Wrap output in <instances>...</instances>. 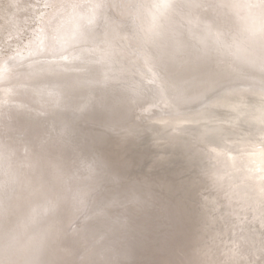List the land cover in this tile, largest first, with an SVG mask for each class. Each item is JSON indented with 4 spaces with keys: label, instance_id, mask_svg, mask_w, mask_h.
<instances>
[{
    "label": "bare ground",
    "instance_id": "6f19581e",
    "mask_svg": "<svg viewBox=\"0 0 264 264\" xmlns=\"http://www.w3.org/2000/svg\"><path fill=\"white\" fill-rule=\"evenodd\" d=\"M47 6L0 59V264H264V0Z\"/></svg>",
    "mask_w": 264,
    "mask_h": 264
},
{
    "label": "rangeland",
    "instance_id": "374dc122",
    "mask_svg": "<svg viewBox=\"0 0 264 264\" xmlns=\"http://www.w3.org/2000/svg\"><path fill=\"white\" fill-rule=\"evenodd\" d=\"M46 3L51 4V0H0V59L3 56L11 55L17 50H23V47H27V44L36 37L37 31L43 22L42 19L51 10V7L47 6ZM94 47L95 44H88V46L81 47V49L74 52L73 58L68 61H63V57L56 55L55 57L60 58V61L62 60V63L59 64L61 72L67 73L69 66L73 64H75L73 68L77 67L75 72L85 69L86 64L83 60L80 61V57L78 56L83 49H86L88 52L85 56V62L87 64L95 63L101 65L102 63L98 58L91 59L90 54ZM110 64L112 63L105 61L103 62V67ZM216 67L217 65H214L215 70L212 72L213 76H206L201 79L199 84L201 100H209L217 84L219 85L216 77H218L221 69L218 70ZM33 73L30 72L27 78L29 79ZM68 74H71V72H68ZM44 81H47L46 77ZM26 82L27 86L30 87L27 80ZM185 109L191 108L188 107ZM3 135V132H0V138ZM256 151L258 152L260 150H255L253 153H256Z\"/></svg>",
    "mask_w": 264,
    "mask_h": 264
},
{
    "label": "water",
    "instance_id": "95a60500",
    "mask_svg": "<svg viewBox=\"0 0 264 264\" xmlns=\"http://www.w3.org/2000/svg\"><path fill=\"white\" fill-rule=\"evenodd\" d=\"M137 154L136 155H133L130 159H132L133 162H136L137 161Z\"/></svg>",
    "mask_w": 264,
    "mask_h": 264
}]
</instances>
